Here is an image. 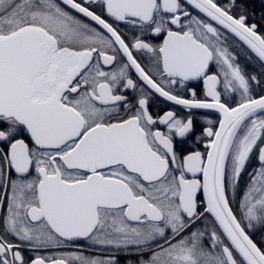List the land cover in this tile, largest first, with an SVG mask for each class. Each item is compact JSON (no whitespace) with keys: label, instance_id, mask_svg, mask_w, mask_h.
Instances as JSON below:
<instances>
[{"label":"snow or ice","instance_id":"6c2138e0","mask_svg":"<svg viewBox=\"0 0 264 264\" xmlns=\"http://www.w3.org/2000/svg\"><path fill=\"white\" fill-rule=\"evenodd\" d=\"M0 264H264V0H0Z\"/></svg>","mask_w":264,"mask_h":264},{"label":"flooded vegetation","instance_id":"af4514ba","mask_svg":"<svg viewBox=\"0 0 264 264\" xmlns=\"http://www.w3.org/2000/svg\"><path fill=\"white\" fill-rule=\"evenodd\" d=\"M258 2V0H257ZM231 42V41H230ZM241 63H246L243 59V57H241ZM254 66L253 65H248V70L251 71L253 70ZM193 87L196 88L198 94L202 95V88H203V84H202V81L201 82H193L192 84ZM184 95H187V93H182ZM129 95H131V93H129ZM156 104L159 105V108H156V107H153L151 110L153 112H157V111H160V109H169V108H172L174 109L178 115L180 116H186L187 113L184 109L178 107V106H173L172 104H169V103H165L163 102L162 100L161 101H156L155 102ZM205 115H208L210 116L213 120H218L219 119V116L218 114L214 113V112H211L209 110H200L198 112H196V117H197V128L198 130L200 129V127L202 126L201 123H200V118L205 116ZM201 150H202V146H201ZM253 163H255V160H253ZM242 181H243V178H242ZM27 255V253H25Z\"/></svg>","mask_w":264,"mask_h":264}]
</instances>
